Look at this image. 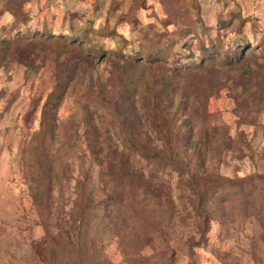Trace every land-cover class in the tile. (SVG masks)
I'll list each match as a JSON object with an SVG mask.
<instances>
[{
  "label": "rangeland",
  "instance_id": "rangeland-1",
  "mask_svg": "<svg viewBox=\"0 0 264 264\" xmlns=\"http://www.w3.org/2000/svg\"><path fill=\"white\" fill-rule=\"evenodd\" d=\"M169 262L264 264V0H0V264Z\"/></svg>",
  "mask_w": 264,
  "mask_h": 264
},
{
  "label": "trees",
  "instance_id": "trees-1",
  "mask_svg": "<svg viewBox=\"0 0 264 264\" xmlns=\"http://www.w3.org/2000/svg\"><path fill=\"white\" fill-rule=\"evenodd\" d=\"M241 42V41H240ZM238 43V42H237ZM214 45L212 44L211 45V47H213ZM241 47V45L239 46V48ZM210 48V47H209ZM205 49V48H204ZM177 112H178V110H174V111H172L171 113H169L168 114V117L169 118H171L173 121H176V120H178V116L176 115L177 114ZM180 125L181 126H184V127H186L187 125H189V119H188V117H183L182 119H181V121H180ZM188 127V126H187ZM186 127V128H187ZM224 189H225V187H222L221 188V190H220V192L218 193V194H222L223 193V191H224ZM223 196V195H222ZM92 199L91 198H89L88 199V202L89 201H91ZM117 202V201H116ZM96 209V208H95ZM95 218H97V216H94ZM169 264H170V262H169Z\"/></svg>",
  "mask_w": 264,
  "mask_h": 264
}]
</instances>
